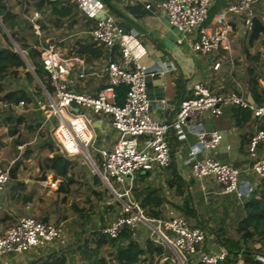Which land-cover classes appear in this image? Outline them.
Returning <instances> with one entry per match:
<instances>
[{"label":"built area","instance_id":"2783aa9c","mask_svg":"<svg viewBox=\"0 0 264 264\" xmlns=\"http://www.w3.org/2000/svg\"><path fill=\"white\" fill-rule=\"evenodd\" d=\"M65 5H72L80 11H99L91 0H62ZM125 1V0H118ZM132 1V0H131ZM261 0H237L219 11L208 21L212 0H161L160 8L164 11L169 27L177 34V44H187L194 53L207 56L220 52L230 53V34L232 20L242 18L245 33L252 32L257 19L264 25V15L256 10ZM149 9V5L146 6ZM41 18L39 12L28 18L34 33L40 37V27L36 22ZM194 34L195 39L191 40ZM93 42L102 45L108 52L117 49L120 61L108 60L104 67L107 84L100 88L95 96L75 93L68 90L67 77L73 69L72 60L62 57L52 46L41 48V64L45 72L44 79L52 93L42 86L47 105L40 101L38 109L45 112V120L54 118L53 140L64 157L82 156L88 161L96 175L104 185L114 192L117 199L126 198L121 205V213L101 232L110 239H118L125 229H129L133 241L138 240L142 228L150 239L168 248L180 264H190L192 258L202 264H218L223 262L226 252L200 253L207 234L181 216L170 213L163 219H152L144 210L130 199L131 182L140 173L151 172L155 167L168 168L171 164L170 146L167 140L171 128L182 131V139H186L183 130H188L189 122L207 113L212 117H220L224 107L248 109L257 120L264 119V104L253 106L240 88L238 92L214 94L202 83H196L191 90V97L183 100L170 124H163L151 115V101L146 93L147 67L134 54L122 28L114 18L103 13L95 20L90 31ZM220 67L216 62L215 70ZM79 77H83L80 73ZM125 85L127 92L123 104L116 103V88ZM264 95V77L259 81ZM24 102L11 106L0 100V108L22 109ZM163 108L165 100L160 101ZM46 107L48 109H46ZM76 111H73V109ZM105 114L111 117V128L117 134L111 149L94 146L96 133L90 115ZM147 137L140 148L139 140ZM196 139L201 151H213L222 143L223 136L218 131L199 132ZM264 144V130L256 128L249 139L247 154L250 160V171L258 178L264 177V156L258 157V149ZM97 153L99 165L93 160L91 153ZM190 170L197 179L211 178L219 186L220 193L242 198L240 191V171L217 162L212 158L198 159L194 151ZM10 168L0 166V195L3 194L10 179ZM128 187L118 193L114 184ZM55 186V184H53ZM152 230V231H150ZM64 236L61 225L45 222L35 217H21L15 224L0 234V256L19 255L52 243ZM255 259L264 264V257Z\"/></svg>","mask_w":264,"mask_h":264},{"label":"crops","instance_id":"0c3cea01","mask_svg":"<svg viewBox=\"0 0 264 264\" xmlns=\"http://www.w3.org/2000/svg\"><path fill=\"white\" fill-rule=\"evenodd\" d=\"M28 1L31 2V0ZM91 1L96 4L98 9L103 10V13L109 14L114 18L115 23L122 28L134 54L147 67L146 93L151 101V115L160 123L169 124L170 119L173 122L179 104L191 97L192 87L196 83H202L214 94H226L235 92L233 90L236 88L237 90L241 88L244 96L251 100L250 95L247 94L246 84L249 79L250 69H255V74L260 77L258 82L264 77L263 69L259 68V66L257 67L258 64L251 65L249 61H240L237 58L238 53L241 50L244 51L246 45L252 44V41H250L251 35L245 33L239 18H234L231 23V52L201 56L191 51L187 44H177V34L169 27L166 15L160 8L161 0H109L114 6L143 27L146 31L145 35L135 31L117 15V17H114L103 0ZM236 1L212 0L209 10L210 21L219 11ZM147 5H149V9L146 8ZM256 10L264 15V0L257 4ZM31 11L32 14L38 12L33 11V9ZM43 11L46 13L47 9L44 8ZM77 12L78 14L68 20V22L66 19L63 20L64 25L61 29L56 30L52 27L49 32L50 35L48 33L45 36V41L47 42L51 39L52 43L48 46L54 47L62 57L72 60L73 69L67 77L68 90L95 96L98 90L107 84L104 67L108 60L119 62L120 56L117 49L110 53L105 47L97 45L95 42L97 47L102 46L103 51L100 56L92 55L91 53H87L82 57L75 54L67 56L68 50L75 48L78 41L83 42L86 38L91 37L90 31L94 27L95 20L103 14L99 11H82L80 13L77 10ZM39 13L42 18L46 17L47 13ZM190 39H195L194 34L191 35ZM41 48L44 47L40 46ZM241 56H244L243 52ZM216 62L220 63V67L217 70L213 68ZM80 73L83 74V77H79ZM161 100H165L163 108L160 105ZM38 101V99H35V104ZM73 111H76V109L74 108ZM43 115H45L44 111ZM233 116L232 107H224L220 117H212L205 113L191 120L188 130H183L187 135L185 140L181 137L182 131L180 129L174 128L173 133L169 131L167 140L171 151L170 166L165 169L155 167L151 172L141 173L143 176H148L146 182L149 187L160 189L163 199L160 207L163 216L160 219L172 213L174 216L186 218L193 227H197L194 225L195 221L204 223L199 225L203 227L202 230L207 234V238L200 253L225 251L207 228H210L215 234L214 228L226 231V234H234L237 223L243 218L244 199L250 193L256 177L250 171L251 163L248 159L247 147L249 139L255 129L258 128V125L261 123L264 126V119L256 121L251 119L246 123L238 124ZM90 119L96 133L94 146L96 148L111 149L117 137L110 125L111 117L99 114L90 115ZM53 127L55 126L52 125L51 129H54ZM41 130L43 131V127ZM209 131L220 132L223 140L217 149L204 152L201 151L197 143L196 134ZM146 139L147 137H144L143 140H139L140 148L143 147ZM190 151H194L198 159L212 158L219 163L227 164L240 171L239 179L242 198L239 199L232 194H221L219 186L211 178L202 180L195 178L190 170L192 162V158L189 155ZM257 153L258 157L264 156V144L258 149ZM175 178L180 180L184 189V196H188L191 200L195 221L173 207V205L180 206L183 201V197L176 192L177 185L172 183ZM143 186V184L139 183L136 187L141 189ZM130 195L132 200L139 204L143 191L134 193L131 189ZM3 199L4 194L0 195V202ZM35 218L42 220L41 216ZM4 231L0 227V233ZM140 233V236L144 237L147 231L141 228ZM34 250L36 249L31 250L29 253H24L25 255L28 254L25 257V263L30 261V254ZM193 260L197 261V257H194Z\"/></svg>","mask_w":264,"mask_h":264},{"label":"trees","instance_id":"16d2710c","mask_svg":"<svg viewBox=\"0 0 264 264\" xmlns=\"http://www.w3.org/2000/svg\"><path fill=\"white\" fill-rule=\"evenodd\" d=\"M44 8L47 9V14L43 11ZM31 9L46 14L45 18L41 17L36 21L40 27V37L34 33L33 26L28 20L33 15ZM77 10L74 6H65L62 0H31V2L28 0H0V100L11 106H17L20 101L25 104L23 106L25 109L22 108L23 113L20 115L16 113L14 108H0V124L5 125L7 135L11 138L19 136L22 129L31 138L36 135L37 147L44 150L47 155H51L50 158L45 157L41 162L43 171L40 181H46L47 175L51 174L54 179L62 178L66 179L68 183L72 182L70 171L73 158L64 157L54 152L53 141L50 136L44 139L41 125L46 116L43 115V110L38 109L34 101L38 99L42 104L46 102L42 89L35 84V78L40 81L48 93H52L49 84L44 79L45 72L41 64L42 50L40 46L48 47L52 41L50 39L46 42L45 36L52 30V27L56 30L61 29L64 25L63 20L66 19L68 22L78 14ZM78 11L82 13V11ZM110 13L117 17L113 12L110 11ZM210 18L211 16H208L206 23L210 21ZM239 19L242 22V18ZM261 32H264V25L256 19L251 38L253 39ZM27 36L33 39L34 44L30 43ZM15 46L20 52L25 53L24 59L16 51ZM101 47H97L92 38L89 37L83 42L78 41L75 48L68 50L67 56L75 54L82 57L87 53L100 56L103 51ZM254 71L255 69L249 71V79L246 82L247 94L250 95L254 105L259 106L264 104V95L259 87L258 80L260 77ZM233 91L238 92L237 88ZM126 92L127 86L125 85L116 88V103L118 105L123 104ZM233 115L238 124L246 123L251 119L257 120L248 109L233 107ZM52 125H56L54 118L45 123L43 132L51 128ZM258 128L264 130L261 123ZM17 144H13V154L15 156L18 153L15 149ZM24 154L25 157L29 156L31 150L26 149ZM18 171L19 162L16 160L11 165L10 179L3 192L4 199L0 202V227L3 230L14 225L17 219L27 216L23 211L15 215L8 209L9 206L7 205L9 200H13L16 191L23 190L26 186L25 183L18 180ZM136 176L142 178L141 184L144 185L143 188L137 189L135 183L132 189L134 193L143 191L139 203L140 207L147 217L152 219L162 218L160 207L163 199L160 189H154L147 185L148 176H143L141 173ZM93 180L95 183H101L97 175H94ZM172 183L177 185V194L183 197L182 204L180 206L173 205V207L193 220L195 217L194 209L191 206L190 198L184 196V189L180 180L175 178ZM105 190L108 189L105 188ZM59 191H66L64 183L60 185ZM8 196H10L9 199ZM32 200L33 195L26 194L22 196L24 203ZM64 200L63 197L61 202ZM15 201H18V198ZM74 209L78 211L75 207ZM81 218L85 219L86 215L82 214ZM42 220L48 222L47 217L42 218ZM84 224L81 223L80 227L75 228L76 234L72 236L69 243L65 244V241L61 238L37 247L38 249L34 248L36 250L30 254V261L26 264H108L106 257L111 258V264H160L162 260L170 257L167 248L149 237L142 239L140 242L133 241L129 229H125L118 239L108 238L101 232L107 226L104 224L103 219L100 223L92 224L90 227H85ZM199 224L204 223L202 221L194 222L195 226L203 229ZM214 231L226 248L225 260L218 264H239V262L243 264H263L257 261L256 256L252 253L264 257V177H255L252 189L244 199L243 218L237 223L234 234H226V231L217 228H214ZM140 235L138 236L141 239ZM190 264L202 263L194 261L192 258Z\"/></svg>","mask_w":264,"mask_h":264},{"label":"rangeland","instance_id":"374dc122","mask_svg":"<svg viewBox=\"0 0 264 264\" xmlns=\"http://www.w3.org/2000/svg\"><path fill=\"white\" fill-rule=\"evenodd\" d=\"M249 34L251 35V33ZM261 34H264V32L253 37V39L251 38L250 41H252V44L246 45L245 50H241V54L239 52L237 58L238 60L240 59V61H249L251 65L258 64L257 67L259 66L264 72V35L261 36ZM27 38L30 39L31 44H34L30 36H27ZM242 52L244 54L243 57L241 56ZM21 53L25 58V53ZM35 84L42 89V84L37 78H35ZM47 104L48 103L45 102V105ZM23 109H17L16 113L18 115L22 114ZM46 109L48 108L46 107ZM42 133L44 134V139L50 136V139L53 141L54 152L63 156L53 140V129L49 128L45 132L42 131ZM143 139L144 137L140 140ZM36 142V135L31 138L24 129L21 130L19 136L11 138L7 135V128L5 125L0 124V166L11 167L13 162L18 160V180L26 184L23 190L16 191L14 195V198H18V201H15L14 198L8 201V209L11 210L12 213L18 215L23 211L25 215L28 216H41L42 218L46 216L47 221L62 225L64 230L62 240L65 241V244L72 240V236L76 234L75 228L80 227L81 223H85V227H90L92 224L100 223L103 219L104 224L107 225L121 213V205L126 201V198L119 200L114 192L108 189L102 181L101 183H95L93 177L96 173L92 165L82 156L73 158L70 171L72 176L71 183H68L66 179L62 178L54 179L51 174L47 175L46 181H40L39 179L43 171L41 162L45 157L50 158L51 155H47L44 150L39 149ZM15 143H18L15 146L18 152L16 156L13 154V144ZM28 148L31 150V154L25 157L24 152ZM91 155L96 164L99 165L98 155H95V153H91ZM141 179L140 176H135L131 182V189L134 188L135 183L136 186L142 183ZM63 183L66 186V191L60 192V185ZM53 184H55V186H53ZM113 186L118 193H121L128 187V181L123 187L116 184ZM105 188L108 190H105ZM26 194L33 195V200L24 203L22 201V196ZM63 197L65 200L61 202ZM129 197L132 199L130 193ZM7 198L9 199L10 196ZM74 207L78 211H75ZM82 214L86 215L85 219L81 218ZM139 234H141L140 231ZM148 234L141 239L138 236L137 241L140 242L142 239L148 238ZM153 239H156L155 235ZM168 252L170 253V257L166 259H172L174 262H165L166 259H164L160 264H180L169 249ZM27 256L28 255L25 254L1 255L0 264H26L24 261ZM106 258L107 263L111 264V258ZM239 264L243 263L239 262Z\"/></svg>","mask_w":264,"mask_h":264},{"label":"water","instance_id":"95a60500","mask_svg":"<svg viewBox=\"0 0 264 264\" xmlns=\"http://www.w3.org/2000/svg\"><path fill=\"white\" fill-rule=\"evenodd\" d=\"M103 2L106 5V7L108 9H110V11H112L114 14H116L118 17H120L128 26H130L131 28H133L135 31H137L138 33H140L142 35L146 34V31H145V29H143V27H141L138 23H136L129 16H127L125 13H123L120 9H118L116 6H114L109 0H103ZM15 49L20 54V56L24 59L22 53L19 51V49L16 46H15ZM26 64H27V62H26ZM27 66H28L29 70L32 72V69L29 67L28 64H27ZM247 99L253 106H255L254 103L249 98H247ZM168 123L169 124L171 123V119ZM170 132L173 133L174 128H171ZM207 229L210 231V233L213 235V237L216 239V241L219 243V245H221L223 247V249L226 251L224 244L221 242V240L218 238V236L210 228H207ZM252 255L258 256L255 253H252ZM165 262L173 263L174 261L172 259H166Z\"/></svg>","mask_w":264,"mask_h":264}]
</instances>
